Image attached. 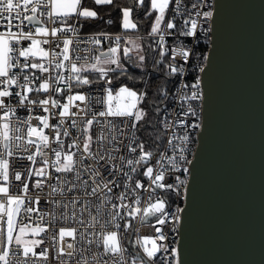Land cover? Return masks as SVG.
Listing matches in <instances>:
<instances>
[{
  "label": "snow or ice",
  "instance_id": "snow-or-ice-1",
  "mask_svg": "<svg viewBox=\"0 0 264 264\" xmlns=\"http://www.w3.org/2000/svg\"><path fill=\"white\" fill-rule=\"evenodd\" d=\"M87 2L0 0V24L7 29L0 32V112L3 113L0 115V145L3 147L0 152V264H29L30 261L37 264L39 260L51 264L48 249L41 248L39 253L34 250V246L43 240L24 238L29 231L33 235L45 232L47 229L40 226L45 220L53 229L57 222L79 226L60 228L58 233L53 231L55 255L52 259L57 264H171L166 255L157 256V253L169 252L166 245L157 241L167 239L163 228L169 219L175 221L178 217L166 208L164 199L155 195L152 186L172 189L174 185L162 183L164 171H154L149 166L153 152L146 150L147 142H142L144 137L140 133L150 126L148 112L140 106L141 101L147 99V91L138 95L129 86L114 90L112 79H105L110 74L113 79L126 75L125 63L135 68L146 67L147 57L141 53V45L131 37L125 39L116 35L112 38L102 33V38L109 40L107 52H99L94 47L81 48V44H101V39L95 36L86 41L67 38L68 32H77L72 26L74 20L79 23L83 17L87 22L98 16V10L90 9ZM91 3L94 9L96 5H113L114 0H91ZM146 3L159 13L150 34H158L162 23L164 30L177 28L173 22L177 15L187 17L180 25L178 35L192 37L197 34L201 13L196 11L194 18L193 10L199 5L192 3L190 10L185 0H135L133 7L122 9L124 29L137 28L129 17L136 4L144 7ZM170 8L173 17L166 21L165 13ZM45 15L52 28L42 21L41 17ZM211 15L209 11L203 12L205 19ZM25 21L34 28L26 29ZM13 27L19 31H12ZM159 39L163 42L164 36L160 35ZM159 54L163 56V52ZM172 54L183 57L184 61L190 56L183 45ZM169 68L172 73L183 72L182 67L178 69L169 64ZM128 78L134 80V77ZM101 81L103 84L99 90L104 95L91 100L80 94L79 89L83 86L100 84ZM188 87L184 84L177 90L181 101L201 99L199 83L191 85L190 94L184 92ZM56 93L60 96L53 98ZM29 94H35V98ZM45 96L48 98H43ZM65 97L68 102L62 103ZM5 98L11 99L17 107H11ZM75 102H83L84 106L80 108L83 116L80 112L70 111V107H80ZM49 106L57 109L51 116L57 117L58 123H50L49 116L43 115L49 112ZM36 107L42 108L39 115L32 117L37 120V126H32L29 120H22L20 123L26 125V131L17 127L14 134L11 116L18 110L31 112ZM182 111L184 117L196 115L191 103ZM161 124L162 130L159 128ZM177 124H184V135L177 137L171 132L169 137V132ZM188 127L198 128L199 124H186L177 118L170 123L167 119L157 120L153 126L158 135L166 138V145L173 151L177 147L173 140L179 139L181 153L184 151L182 145L190 139ZM77 128L81 131L74 135L71 130ZM62 137H69V141ZM24 139L27 143L21 147L19 142ZM166 158L179 170L175 158ZM179 159L185 157L181 154ZM15 160L29 163L16 170L10 168V162ZM37 163L41 166L35 167ZM145 177L148 179L144 180ZM147 190L152 192L142 200ZM33 192L34 195L30 194ZM41 201H44L46 210L41 207ZM137 218L140 226L153 227L155 238L140 237L138 229L125 232V229L132 228L131 221ZM150 218L155 219V225L151 224ZM32 224L36 226L30 228ZM65 237H72L75 241L67 244L71 251L66 252L58 244V239L62 242ZM171 254L176 255L174 248Z\"/></svg>",
  "mask_w": 264,
  "mask_h": 264
},
{
  "label": "water",
  "instance_id": "water-1",
  "mask_svg": "<svg viewBox=\"0 0 264 264\" xmlns=\"http://www.w3.org/2000/svg\"><path fill=\"white\" fill-rule=\"evenodd\" d=\"M179 264H264V0H214Z\"/></svg>",
  "mask_w": 264,
  "mask_h": 264
},
{
  "label": "built area",
  "instance_id": "built-area-1",
  "mask_svg": "<svg viewBox=\"0 0 264 264\" xmlns=\"http://www.w3.org/2000/svg\"><path fill=\"white\" fill-rule=\"evenodd\" d=\"M14 2H21L22 0H14ZM48 0H45V3H47ZM185 3H187V6L191 10V4L196 3L199 5L198 8L193 10V17L195 18V12L199 11L201 13V16L199 18V28L197 30V34L192 37H184L178 35V32L180 30V25H182L183 20L186 19L187 17L182 16V15H177L175 20L173 22L177 25V28L175 29H167L164 30V23L161 24V31L158 34H143L140 37H142L146 41V48H147V54H149L152 59V65L150 69L155 68L154 64L155 62L160 59L162 56L159 54L160 52H163V56H167L172 60V63L175 65V67L183 68V72H176L172 74V86L169 92L165 94V98L161 106L158 108L157 111V120H165L167 119L168 122L170 123L173 119H179L181 121H184L186 124H199L198 128H192L188 127L187 128V133L189 134V141L186 144H183L182 147L184 148L183 153L180 151L181 147V141L179 139L173 140V143L177 145L176 150L173 151L171 146L166 145V138L163 137L162 134L159 136H147L146 134L140 133L141 136L144 137V140L142 142H147V151L153 152V157L149 158V166L154 168V171L156 169H159L161 171H164L165 173V178L162 181V183L165 184H173L174 187L172 189L168 188H163V189H155V186H152V190L155 191V195H158L161 199H164L166 201V208L175 216L178 217V220L173 221L172 219H169V222L166 226H164L163 231L164 234L167 236V239L165 241H157L159 244H164L169 248V252L167 254L165 253H157L158 257L162 256H167V259L171 261V264H179V251H178V243H179V225H180V219H181V212L183 207L185 206V201H186V194H187V184L189 180V175H190V165L193 160V156L196 150L197 146V138H198V133L200 131L201 127V117H202V110H203V91H202V86H201V68L203 69L209 48H210V39H211V24H212V16H213V7H214V0H185ZM31 7V5L29 6ZM43 11V8L40 9ZM209 11L212 13L211 17H208L205 19L203 17V12ZM28 14H31L30 12ZM173 17V11L170 8L169 10L166 11L165 13V20H172ZM42 21L46 23V26L48 28H52L53 25L51 22L48 21L47 15L44 17H41ZM16 22L14 21V24ZM59 23V21L57 22ZM109 23V22H107ZM154 24V23H153ZM72 26L77 29V32L74 34L72 32H68V37L69 39H73L74 41L76 39H81V40H88L89 37L95 36L96 38L101 39V44L99 45H91V44H81V48L84 47H94L96 49H99V52H107L108 47H109V40L102 38V33L106 34L108 37L114 38L116 35H122L124 38L128 37H133L131 35H126V34H119V33H113L109 31H101V32H96V33H90V32H85L83 30V27L76 23L72 22ZM24 27L27 28H34L33 25H29L27 21H25ZM61 27L63 25L61 24ZM12 31H19L15 27L11 29ZM7 29L4 27L3 24H0V32H6ZM171 33V34H169ZM160 35L164 36L163 42L160 41L159 37ZM37 39H41V37H36ZM30 43V42H29ZM183 45L185 49L189 50L190 56L187 61L183 60V57L179 55L173 56V51L178 48L179 46ZM114 46V43L112 44ZM99 54V53H96ZM151 70L148 73V76L151 73ZM35 71V70H34ZM64 71V70H62ZM199 83V93L201 96V99L197 101H188L184 102L179 99V93L178 89L184 84H187L189 87L184 89V92H188L190 94L191 91V85ZM35 86V85H34ZM109 85H104V87H108ZM113 86V82H112ZM15 87V86H13ZM101 85L100 84H90L83 86V88L79 89L80 94H83L87 97H89L91 100H94L95 98L104 95L102 91H100ZM114 87V86H113ZM2 88V86H0ZM19 91V89H16ZM114 90H118V88L114 87ZM141 92H145V88L141 89V91H138V94ZM32 95L33 98H35V94H29ZM60 96V93H56L53 98H58ZM43 98H48L47 96ZM8 99V98H5ZM67 98L62 101V103H67ZM8 103L11 107L16 108L17 106L13 103L11 99H8ZM78 104L80 107H70V111L74 112H80V116H83L84 113L80 111V108L84 106L83 102H75ZM142 103V101H141ZM191 103L192 107L195 109L196 115L195 116H188L184 117L182 109H186L188 107V104ZM94 107H102L100 105H93ZM167 109V111H165ZM62 110V109H60ZM42 112V108L36 107L33 109L31 112H26L25 110H18L16 115H12L10 120H11V127L12 131L15 134V129L17 127H20L22 130L26 131V125L21 124L20 121L22 120H29L30 124L32 126H37V120L32 118L34 116L39 115ZM57 112V109L51 108L49 106V112L43 113L45 116H49L50 118V123H58L59 120L57 117H52L51 113ZM177 113H179V117H177ZM3 113L0 112V115ZM2 123V121H0ZM42 127V125H40ZM65 127H67V122L65 124ZM159 128L162 130L163 125L161 124ZM81 129H72L71 132L74 135H79ZM45 132L47 133L48 130L45 129ZM171 132H175L177 137H181L184 135V124H177L170 132H169V137L171 136ZM145 135V136H144ZM152 139H149V138ZM64 141H69V137H62ZM21 144V147H23L24 144L27 143V139H24L19 142ZM54 143V142H53ZM3 151L2 145H0V152ZM70 151H75V149H71ZM183 155L185 157L184 160H180L179 157L180 155ZM167 156H171L176 159L177 161V166L179 170L174 168L171 164L168 163L167 161ZM161 157H165L164 159H161ZM54 159V157H53ZM28 161H20V160H15L10 162V168H14L16 170H21L22 167L26 164H28ZM41 165L37 163L35 167H40ZM184 169H187L185 172ZM35 179V178H33ZM148 178L145 177L144 180H147ZM179 181H184L183 184L179 183ZM48 189L45 188V191ZM152 190H147L144 191L141 199L146 200L147 197L149 196L150 192ZM13 193H15V189H13ZM34 195L33 193H30ZM41 207H44L46 210V205L44 201H41ZM33 219H36L35 214L33 215ZM150 222L152 225H155V219L150 218ZM132 228L131 229H125V232L129 231H134L138 229V235L140 237H151L155 238L153 235V227L151 226H140L138 218L136 220H132ZM35 227V224L29 225V227ZM41 227H45L47 230L45 232L41 233L40 240H43L41 244L38 246H35L34 250L39 253L41 248H45L49 250V260L51 261V264H57L56 261H54L52 258L55 255V249L52 247V235L53 231L55 230L57 233L60 228H66V229H74L79 227L76 224L69 223V222H57L55 224V229L53 227L49 226L45 220L44 223L40 225ZM98 231V229H97ZM158 235V234H157ZM89 238H92L91 236ZM77 240L79 237L77 236ZM133 245H135V237H133ZM68 243H75L72 237H65L63 241H59L58 239V244L62 247H64V250L71 251V249L67 248ZM79 246V245H77ZM86 246V245H85ZM151 247V245H148ZM176 250V255L173 257L171 254V249ZM93 252L96 251L95 244L92 246ZM142 253V249H140ZM11 259V257H9ZM29 264H32L30 261ZM37 264H45L43 260L37 261Z\"/></svg>",
  "mask_w": 264,
  "mask_h": 264
},
{
  "label": "trees",
  "instance_id": "trees-1",
  "mask_svg": "<svg viewBox=\"0 0 264 264\" xmlns=\"http://www.w3.org/2000/svg\"><path fill=\"white\" fill-rule=\"evenodd\" d=\"M135 0H114L113 5L107 6H95V10H98L99 16L94 20H88L84 22L80 20L78 24H84L87 31H101L107 28L108 31H120L122 24V9L125 6L133 7ZM87 6L92 7L91 0H88ZM119 9V10H118ZM155 17V12L151 10L148 3L144 7H140L138 4L135 5V9L132 12V20L137 24V28L134 30L137 34H147L151 30ZM111 20L113 24L109 26L107 22ZM73 22H76L75 20ZM77 23V22H76ZM82 24V25H83ZM84 29V30H85ZM146 42H140L141 53L146 55V67L135 68L131 64L125 63L126 75H120L118 79H113L110 74L109 77L105 79H112L113 86L119 88L121 86H129L135 91H141L145 88L147 91V99L142 102V107L148 112L149 115V128L143 132L148 137L159 136L157 131L154 130L153 126L157 122V111L158 108L164 101L165 94L170 91L172 86V73L169 68V64H173L172 60L167 56H162L158 59L152 68L150 75L148 76L150 67L152 65L151 56L147 54ZM128 77H134L129 79ZM103 81L100 82V85ZM145 136V135H144Z\"/></svg>",
  "mask_w": 264,
  "mask_h": 264
},
{
  "label": "crops",
  "instance_id": "crops-1",
  "mask_svg": "<svg viewBox=\"0 0 264 264\" xmlns=\"http://www.w3.org/2000/svg\"><path fill=\"white\" fill-rule=\"evenodd\" d=\"M97 6H107V5H97ZM90 9H92V10H95V8L93 9L91 6H88ZM152 10V9H151ZM154 11V10H153ZM167 11V10H166ZM155 12V11H154ZM159 13H157V12H155V17H154V21H153V23L155 22V18H156V16L158 15ZM98 16H99V12H98ZM97 16V17H98ZM96 17V18H97ZM96 18H91V19H89V20H94V19H96ZM129 19L131 20V22L132 23H134V21L132 20V13H131V15H130V17H129ZM80 20H83L84 21V18L83 17H81L80 18ZM85 22V21H84ZM83 24V23H82ZM81 24V26L83 27V30L86 28L85 26H84V24L82 25ZM108 25H109V23H107ZM113 24V23H112ZM111 25V24H110ZM109 25V26H110ZM153 25V24H152ZM121 30L120 31H109V32H113V33H119V34H126V35H131V36H133V37H131V38H133V39H135L136 40V42L137 43H139L140 44V42L142 41V42H144L145 40L142 38V37H140L142 34H137L134 30L135 29H124L123 28V19H122V24H121ZM85 32H90V33H96V32H101V31H108L107 30V28L106 29H104V30H101V31H87L86 29L84 30ZM127 39V38H126ZM123 42V41H122ZM146 42V41H145ZM146 45V44H145ZM126 46H128V47H131V45H126Z\"/></svg>",
  "mask_w": 264,
  "mask_h": 264
},
{
  "label": "rangeland",
  "instance_id": "rangeland-1",
  "mask_svg": "<svg viewBox=\"0 0 264 264\" xmlns=\"http://www.w3.org/2000/svg\"><path fill=\"white\" fill-rule=\"evenodd\" d=\"M131 21V20H130ZM172 66H174L175 67V65L174 64H172ZM113 67H115V66H113ZM126 69V68H125ZM152 71V70H151ZM172 73V72H171ZM172 74H174V73H172ZM132 90H134V89H132ZM139 95V94H138ZM143 102V101H142ZM140 106H142V103H141V105ZM32 226H30V228H31ZM40 236H41V233H39L38 235H33L30 231H29V233H28V235H26L24 238L26 239V240H29V241H31V240H40ZM34 248H35V246H34Z\"/></svg>",
  "mask_w": 264,
  "mask_h": 264
}]
</instances>
